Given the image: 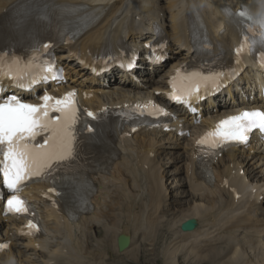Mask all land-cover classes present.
<instances>
[{"label": "bare ground", "instance_id": "obj_1", "mask_svg": "<svg viewBox=\"0 0 264 264\" xmlns=\"http://www.w3.org/2000/svg\"><path fill=\"white\" fill-rule=\"evenodd\" d=\"M248 1L251 2L249 8L255 13L260 6L264 7V0ZM244 2L245 0H0V24H7L3 38L20 37L21 41H29L28 33L32 31L35 35L39 30L42 35L48 31L59 35L65 28L71 26L75 29L78 24L81 25L83 30L77 40L73 44L60 45L56 50L60 63H66L69 75L76 77L88 73L86 68L77 64V52L90 56L105 46L107 52L113 50L118 41L124 42L121 35L123 28L126 29L125 36L133 41L138 38L149 39L151 34L145 35V30L155 22L168 30L171 45H175V57L171 59L173 62L169 61L170 68L186 62L193 55V52L187 50L188 46L183 49L179 42L185 43L187 37L191 38L187 31L198 24L207 29L213 49H222L230 56L232 45L237 39L236 32L229 20L224 22V18L218 15V9L227 7L235 14L236 8ZM29 3H32V7H25ZM66 6H74L79 10L74 11ZM85 12H92L94 19L85 18ZM224 24L226 27L223 29ZM196 36L192 35L193 38ZM141 43L140 41L139 44ZM246 78L254 85L261 81V78L250 72ZM87 82L83 87L86 104L98 102L108 96L109 92L100 80L87 78ZM225 112V106H218L214 115L218 117V114L223 115ZM157 133L156 130L135 132L128 140L123 154L115 157L113 166L106 173L93 174L94 190L90 196L83 181L69 182L68 185L71 188L77 187L78 191L69 196V204L63 210L68 215L77 216L73 220L58 218L50 208L44 209L45 217L52 224L50 234L44 239L18 236L12 230L14 224L3 227L1 230L9 232L14 240L9 250L0 253V264H81L87 256L96 255L95 251H90L94 241L101 248L100 256L104 264L107 262L106 255L113 258L109 247L120 254L116 244L118 236L123 234L126 238L128 235L131 240L130 248L124 253H129L135 261L138 258L139 241H135L130 234L132 230L141 239L139 245L145 243V247L154 251H146L148 256H156L157 261L162 258L160 264H177V260L181 259L185 264H264V208L258 202L260 193L255 195L258 189L256 185L264 179L253 174L256 162L264 165V152L260 151V147L245 153L230 149L212 162V179L208 177L205 180L192 178L191 143L185 141L182 152H165L168 146L165 147L159 137L160 133ZM120 146L124 148L126 142L120 143ZM164 153L171 159L172 165L176 166L171 172L162 175L159 161ZM185 154L187 160L182 162ZM179 163L182 166L177 165ZM179 167L184 173L182 177L177 172ZM243 167V175H240ZM251 180L254 184L248 186ZM175 187L178 188L179 198H182V206L173 209L172 204L179 203L177 200L169 203L163 200L172 194L168 189L173 190ZM110 188L112 190L109 191ZM174 194L176 195L175 192ZM175 195L172 197L175 198ZM251 197L257 201L250 202ZM85 200L89 204H85L83 210L74 208ZM108 202L111 213L102 211ZM165 217L169 219L166 220ZM189 218L197 220V227L189 230L190 232H182L180 225ZM47 220H44L45 224ZM1 225L3 226L2 223ZM93 226L99 227L98 231L95 230L96 233L92 232L95 229ZM157 231L164 234L165 239L159 241L155 237ZM96 237L98 240H95ZM27 249L31 252L26 253ZM88 261L90 264H99L97 259L94 262L90 257Z\"/></svg>", "mask_w": 264, "mask_h": 264}, {"label": "snow or ice", "instance_id": "obj_2", "mask_svg": "<svg viewBox=\"0 0 264 264\" xmlns=\"http://www.w3.org/2000/svg\"><path fill=\"white\" fill-rule=\"evenodd\" d=\"M66 7L73 8L74 11L79 10L74 6ZM236 15L241 18V24L247 22L249 29L256 23L264 27V17L254 19L246 8H242ZM261 35H264V32ZM246 43L247 37L242 36L241 45L235 49L238 56L243 52ZM41 47L47 48L49 45L42 44ZM159 59L160 57H157V60ZM3 65L4 61L0 57V81L10 79L14 82L13 86L22 90L30 91L31 87L38 83L56 79V76L51 75L56 71L52 63L44 67V75L39 78L32 76L31 79L22 73V69L29 66L26 58H9L7 71H4ZM131 67L130 63L129 68ZM223 75V72L191 73L179 89L175 83L172 84L170 99L183 104L199 101L202 88L207 90L210 87H219ZM25 79H28V88H24ZM75 95V92H69L56 98L45 91L39 96L41 102L36 104L28 103L15 94L0 98V178L3 187L11 193L6 200L9 213L19 215L29 212L26 202L16 194L26 182L34 178H47L76 160L80 110L75 102ZM143 107L147 108V105ZM153 108L155 110L154 105ZM192 111L195 112V109ZM86 115L93 120L97 119L91 111ZM255 130L264 132V110H244L239 115L219 121L215 129L201 138L198 144L217 147L233 143L246 144L250 133ZM87 131L93 132L94 128L88 126ZM49 191L53 192L55 188H50ZM29 227L36 226L29 222Z\"/></svg>", "mask_w": 264, "mask_h": 264}, {"label": "rangeland", "instance_id": "obj_3", "mask_svg": "<svg viewBox=\"0 0 264 264\" xmlns=\"http://www.w3.org/2000/svg\"><path fill=\"white\" fill-rule=\"evenodd\" d=\"M161 2H162V0H161ZM162 168L163 169H165L166 167H163L162 166ZM169 169H172V167H170ZM168 169H165V171H167ZM263 205H264V203H263ZM159 236H157L156 235V237H157V239H159V241H162V239H164L162 236H163V234L161 235L160 233H157ZM139 242H140V239L138 240ZM139 242H138V244H137V247L139 248L138 249V258H137V262H139V263H137V264H160V261L162 260V258H160V261H157L156 259H157V257L156 256H148L147 255V253H146V251L148 252V250L150 249L148 246L147 247H145V244L144 243H142V244H140L139 245ZM169 243V242H168ZM94 244V246H95V242L93 243ZM162 246H163V244H162ZM157 247H158V245H157ZM156 249H158V248H156ZM150 251V250H149ZM158 251V250H157ZM154 251H150V253H153ZM149 253V252H148ZM129 254H127V255H125V256H121V255H118L116 252H115V256L116 257H114L116 260H122V261H125L126 263L125 264H135V263H133V262H130L129 261V258H130V256H128ZM179 259H181V256H179ZM136 261V260H135ZM141 261V262H140ZM108 264H113L114 263V261L112 260V259H110V260H108V262H107ZM177 264H185V261L183 260L182 261V259L181 260H177Z\"/></svg>", "mask_w": 264, "mask_h": 264}, {"label": "water", "instance_id": "obj_4", "mask_svg": "<svg viewBox=\"0 0 264 264\" xmlns=\"http://www.w3.org/2000/svg\"><path fill=\"white\" fill-rule=\"evenodd\" d=\"M193 223L191 221L186 222L183 226L182 229L186 230V229H190L192 228ZM124 245V243H122Z\"/></svg>", "mask_w": 264, "mask_h": 264}]
</instances>
